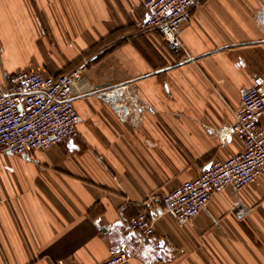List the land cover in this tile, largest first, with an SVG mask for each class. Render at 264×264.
<instances>
[{"label":"crops","instance_id":"0c3cea01","mask_svg":"<svg viewBox=\"0 0 264 264\" xmlns=\"http://www.w3.org/2000/svg\"><path fill=\"white\" fill-rule=\"evenodd\" d=\"M144 2L0 0V87L87 63L80 138L0 155V264H98L119 251L131 264H264V177L216 194L189 224L161 203L243 151L231 126L264 78V0H203L178 51L141 32ZM123 87L124 102L111 96ZM154 209L143 239L129 223Z\"/></svg>","mask_w":264,"mask_h":264},{"label":"built area","instance_id":"2783aa9c","mask_svg":"<svg viewBox=\"0 0 264 264\" xmlns=\"http://www.w3.org/2000/svg\"><path fill=\"white\" fill-rule=\"evenodd\" d=\"M202 1L145 0L148 15L139 28L144 34L158 32L170 50L178 51L182 47V28L192 23V12ZM86 65L65 75L21 72L8 78L0 87V155L23 157L80 138L74 90ZM263 84L264 78L258 77L256 84L243 93L235 112L231 132L243 142V151L227 160L212 162L199 177L162 198L165 211L181 224L195 219L216 194L228 188L239 192L264 177V93L258 88ZM111 96L124 102L129 93L123 87ZM151 211L129 223L130 230L143 239L156 233L157 210ZM131 260L130 253L119 251L98 264H131Z\"/></svg>","mask_w":264,"mask_h":264},{"label":"water","instance_id":"95a60500","mask_svg":"<svg viewBox=\"0 0 264 264\" xmlns=\"http://www.w3.org/2000/svg\"><path fill=\"white\" fill-rule=\"evenodd\" d=\"M242 210H243V206L240 204L235 212H236V214H238L239 211H242Z\"/></svg>","mask_w":264,"mask_h":264}]
</instances>
